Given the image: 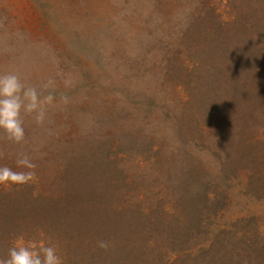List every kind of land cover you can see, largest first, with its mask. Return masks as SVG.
I'll return each instance as SVG.
<instances>
[{
    "label": "rangeland",
    "instance_id": "obj_1",
    "mask_svg": "<svg viewBox=\"0 0 264 264\" xmlns=\"http://www.w3.org/2000/svg\"><path fill=\"white\" fill-rule=\"evenodd\" d=\"M254 2L0 0V74L15 72L38 88L54 81L42 93L54 96L43 124L23 116V143L9 142L0 129V167L15 169L21 153L32 157L37 175L65 164L77 173L90 167L102 184L116 183L117 194L127 200L126 220L145 233H155L153 225L177 206H200L207 224L197 237L202 244L219 241L246 218L264 235V194L251 176L257 168L264 177V159L248 168L240 158L252 143L264 141V62L260 78L233 96L227 118L219 94L202 81L205 72L195 70L210 53L205 30L214 28L213 14L231 21L250 8L244 21L249 28ZM211 49L220 56V48ZM254 152L264 154V142ZM43 182L54 185L49 178ZM21 187L26 185H0V193L14 192L28 209L32 201L17 195ZM195 193L200 195L193 200ZM36 228L6 237L10 247L0 257L7 259L22 240L55 245L63 264L68 250L75 259L87 252ZM103 234L116 238L115 226Z\"/></svg>",
    "mask_w": 264,
    "mask_h": 264
},
{
    "label": "trees",
    "instance_id": "obj_2",
    "mask_svg": "<svg viewBox=\"0 0 264 264\" xmlns=\"http://www.w3.org/2000/svg\"><path fill=\"white\" fill-rule=\"evenodd\" d=\"M254 1L251 3V6L255 5L254 20L249 28L244 21L250 20V8L245 7L240 19L231 21L216 12L213 14L215 26L205 30L206 43L220 48L221 54L218 58L217 51L210 47V53L199 58L200 64L195 69L205 72L202 81L206 89L213 91L214 95L219 94L226 107V118L230 114L233 96L244 93L241 88H245V82L259 79L262 72L264 0ZM229 92L232 97L225 98ZM244 133L238 132L239 136ZM262 142L252 143L240 157L247 166L259 157L264 159V154L254 152L255 145ZM89 168L81 167L77 173L72 164H65L56 171L49 169L51 173L39 170L36 180L18 190L21 194L17 195L32 201L28 209L19 203L14 192L3 196L0 193V202H3L0 203V250L10 247L8 242H3L6 237L26 235L34 225L38 231L69 239L79 250H87L77 259L68 250L64 264H264V235L253 219L236 222L235 231L225 232L219 241L215 239L202 244L197 237L206 232L207 224L203 216H199L201 207L187 209L177 206L175 213L167 212L166 218L153 225L155 233H145L138 223L126 220L127 200H124V194H117L116 183L110 187L108 183L102 184V179L94 177ZM251 176L253 184L258 183L257 188L264 194V177H258L257 168ZM46 178L54 185L46 186L43 182ZM199 195L193 196V200ZM2 197L9 204L5 205ZM112 226H115L117 235L109 241L103 232ZM99 241L109 242V248L101 249ZM173 249L177 254H183L172 256Z\"/></svg>",
    "mask_w": 264,
    "mask_h": 264
},
{
    "label": "clouds",
    "instance_id": "obj_3",
    "mask_svg": "<svg viewBox=\"0 0 264 264\" xmlns=\"http://www.w3.org/2000/svg\"><path fill=\"white\" fill-rule=\"evenodd\" d=\"M52 87L54 81L51 79L38 88L23 82L15 72L0 74V129L9 142H24L23 116H32L38 125L43 124L46 106L53 103L54 96L50 92L48 95L42 93ZM61 100L67 103V97ZM36 167L30 155L21 153L15 160V169L7 165L0 167V185H28L37 178ZM98 246L107 250L109 242L99 241ZM0 264H63V259L55 245L22 240L9 249L8 258L0 259Z\"/></svg>",
    "mask_w": 264,
    "mask_h": 264
}]
</instances>
